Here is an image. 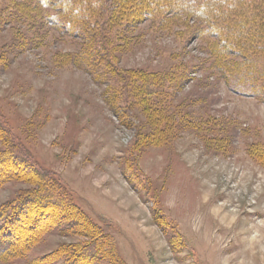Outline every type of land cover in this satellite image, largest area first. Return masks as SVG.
<instances>
[{
    "label": "rangeland",
    "instance_id": "1",
    "mask_svg": "<svg viewBox=\"0 0 264 264\" xmlns=\"http://www.w3.org/2000/svg\"><path fill=\"white\" fill-rule=\"evenodd\" d=\"M55 12L0 0V111L104 244L91 258L96 238L67 230L64 212L15 210L36 185L19 168L0 213L14 210L20 246H0V264H264V100L229 86L193 21L122 22L107 44L101 16L112 74L97 77Z\"/></svg>",
    "mask_w": 264,
    "mask_h": 264
},
{
    "label": "trees",
    "instance_id": "2",
    "mask_svg": "<svg viewBox=\"0 0 264 264\" xmlns=\"http://www.w3.org/2000/svg\"><path fill=\"white\" fill-rule=\"evenodd\" d=\"M36 3L43 10L56 11V14L49 16L55 28L64 27L67 32L77 28L81 32L86 42L80 51L79 62L90 72H96L97 77L112 74L109 72L112 68L110 66L103 68L102 64L106 57L102 54L105 52L103 48L106 46L99 45L96 40L100 37L99 31L95 30L100 29L98 22L101 16L108 15L103 26L105 32L103 37L107 44L112 39L110 40L106 33L122 22L130 26L144 18L169 23L175 17L178 19L181 17L186 23L193 21L195 23L193 30L211 45L212 54L220 57L218 63L222 65H219L221 71L222 69L227 71L229 86L264 100V0H36ZM88 33L89 37L86 38L85 35ZM221 55L227 59L244 60L233 62L223 58L222 61ZM0 142L4 145L0 150V165H8L15 171L6 172L5 169H0V183H4L8 178H24L22 171H17L19 168L31 174L29 176L33 177L32 180H36L32 193L14 201L15 210L18 206L20 210L22 206L33 205L40 207V210L43 206H53L57 211L59 209L60 212H64L63 219L71 220L70 224L67 223L65 226L67 230L77 233L86 230L96 238L95 243L85 247L91 258H94L104 244L101 229L70 203L51 173L45 171L22 145L1 111ZM9 210L6 209L5 214L0 213L2 224L0 233L5 237L0 238V246L16 248L20 244L9 240L13 220L10 222L6 218L9 215L11 219V212L14 211ZM11 235H14V232ZM98 238L101 239L99 242Z\"/></svg>",
    "mask_w": 264,
    "mask_h": 264
},
{
    "label": "bare ground",
    "instance_id": "3",
    "mask_svg": "<svg viewBox=\"0 0 264 264\" xmlns=\"http://www.w3.org/2000/svg\"><path fill=\"white\" fill-rule=\"evenodd\" d=\"M7 151V150H6Z\"/></svg>",
    "mask_w": 264,
    "mask_h": 264
}]
</instances>
